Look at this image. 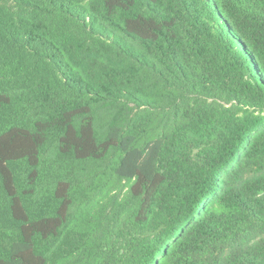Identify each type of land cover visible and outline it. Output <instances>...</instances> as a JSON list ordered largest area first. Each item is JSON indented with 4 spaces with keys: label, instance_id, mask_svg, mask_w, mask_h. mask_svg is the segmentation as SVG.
I'll list each match as a JSON object with an SVG mask.
<instances>
[{
    "label": "trees",
    "instance_id": "obj_1",
    "mask_svg": "<svg viewBox=\"0 0 264 264\" xmlns=\"http://www.w3.org/2000/svg\"><path fill=\"white\" fill-rule=\"evenodd\" d=\"M0 264H264V0H0Z\"/></svg>",
    "mask_w": 264,
    "mask_h": 264
}]
</instances>
